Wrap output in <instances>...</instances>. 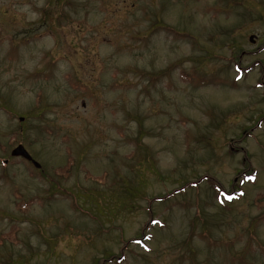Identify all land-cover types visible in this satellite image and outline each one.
<instances>
[{
	"label": "rangeland",
	"instance_id": "obj_1",
	"mask_svg": "<svg viewBox=\"0 0 264 264\" xmlns=\"http://www.w3.org/2000/svg\"><path fill=\"white\" fill-rule=\"evenodd\" d=\"M263 47L264 0H0V264H264Z\"/></svg>",
	"mask_w": 264,
	"mask_h": 264
},
{
	"label": "trees",
	"instance_id": "obj_2",
	"mask_svg": "<svg viewBox=\"0 0 264 264\" xmlns=\"http://www.w3.org/2000/svg\"><path fill=\"white\" fill-rule=\"evenodd\" d=\"M263 50H264V47H263ZM206 181L210 185L214 184V182L210 178H206ZM246 181H250V179H246ZM214 188H215L214 196H216V198H218V199H221L220 197L223 196L226 200H231V199L237 198L239 196V194L242 193V192L239 193V192L233 191L229 195L228 194L223 195L221 190H219L218 187L215 186ZM236 190H238V189H236ZM229 197H230V199H229ZM261 197L264 198V193H261L259 196H257V198L254 200V203H253L254 206H257L258 207L257 209L261 211V213L258 215V217H255L252 220V222H250L251 228H253V229L258 227V224H260L264 220V207L262 208L264 201H260Z\"/></svg>",
	"mask_w": 264,
	"mask_h": 264
},
{
	"label": "water",
	"instance_id": "obj_3",
	"mask_svg": "<svg viewBox=\"0 0 264 264\" xmlns=\"http://www.w3.org/2000/svg\"><path fill=\"white\" fill-rule=\"evenodd\" d=\"M249 39L252 40V37H250ZM9 154L10 157L12 158H20L27 162H30L33 165V167H35L36 169L40 167V165L32 159V157L29 155V153L25 150V148L22 145H18L17 147H15ZM5 164H7V161H4L2 165Z\"/></svg>",
	"mask_w": 264,
	"mask_h": 264
},
{
	"label": "snow or ice",
	"instance_id": "obj_4",
	"mask_svg": "<svg viewBox=\"0 0 264 264\" xmlns=\"http://www.w3.org/2000/svg\"><path fill=\"white\" fill-rule=\"evenodd\" d=\"M229 199H230V197H229Z\"/></svg>",
	"mask_w": 264,
	"mask_h": 264
}]
</instances>
